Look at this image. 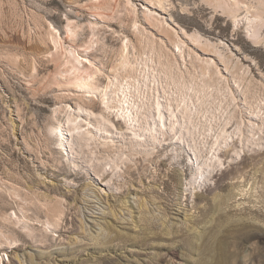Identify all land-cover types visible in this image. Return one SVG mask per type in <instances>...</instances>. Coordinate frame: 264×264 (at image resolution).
I'll return each instance as SVG.
<instances>
[{
  "label": "rangeland",
  "instance_id": "374dc122",
  "mask_svg": "<svg viewBox=\"0 0 264 264\" xmlns=\"http://www.w3.org/2000/svg\"><path fill=\"white\" fill-rule=\"evenodd\" d=\"M114 1L101 0L106 10L98 14L90 0H0V264H264V146L236 158L227 153L222 168L195 188L188 155L170 141L100 173L73 162L57 140L53 124H62L76 99L48 85L54 63L46 27L64 38L65 22H77L80 44L94 26L97 43L86 59L107 72L118 40L135 41L128 12L111 15ZM130 3L137 26L167 49L170 31L230 82L216 54L182 35L196 32L247 70L251 91L264 87V37L251 43L242 25L200 0ZM143 11L164 22L161 32ZM112 144L121 143L115 137ZM102 220L108 231L90 230Z\"/></svg>",
  "mask_w": 264,
  "mask_h": 264
},
{
  "label": "bare ground",
  "instance_id": "6f19581e",
  "mask_svg": "<svg viewBox=\"0 0 264 264\" xmlns=\"http://www.w3.org/2000/svg\"><path fill=\"white\" fill-rule=\"evenodd\" d=\"M100 1L90 0V8L98 14L106 10ZM146 1L162 8L165 0ZM200 1L225 15L233 27L242 25L239 28L251 43L262 42L264 0ZM111 9V15L128 12L126 21L135 41L125 37L118 40L107 72L86 59L88 50L97 43L94 26L88 25L89 37L80 44L75 41L84 27L77 22H65L64 38L50 25L45 31L49 61L54 63L48 85H58L76 99L74 108L63 111L62 124H53L57 140L73 162L80 161L100 173H115L136 154L145 153L146 157L163 141H170L188 155L191 182L196 188L222 168L227 153L236 158L245 150L264 146V87L251 91L247 70L225 50L202 40L196 32L182 34L194 46L216 54L231 73L230 82L215 62L200 59L177 34L162 32L168 35L170 50L146 34L137 26L130 0H115ZM142 13L145 21L160 26L161 32L164 22L148 11ZM236 96H240L244 111L239 109ZM115 137L121 143L118 147L112 144ZM60 211L57 209L53 217ZM92 225L90 230L110 229L107 220Z\"/></svg>",
  "mask_w": 264,
  "mask_h": 264
}]
</instances>
